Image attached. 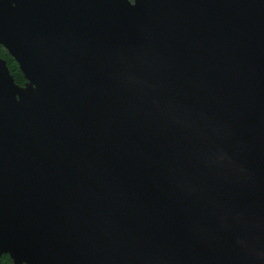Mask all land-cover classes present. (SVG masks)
Returning a JSON list of instances; mask_svg holds the SVG:
<instances>
[{
	"label": "water",
	"instance_id": "obj_1",
	"mask_svg": "<svg viewBox=\"0 0 264 264\" xmlns=\"http://www.w3.org/2000/svg\"><path fill=\"white\" fill-rule=\"evenodd\" d=\"M0 256L264 264V0H0Z\"/></svg>",
	"mask_w": 264,
	"mask_h": 264
},
{
	"label": "trees",
	"instance_id": "obj_2",
	"mask_svg": "<svg viewBox=\"0 0 264 264\" xmlns=\"http://www.w3.org/2000/svg\"><path fill=\"white\" fill-rule=\"evenodd\" d=\"M0 56L5 59L8 69L14 78V81L17 84L22 85L25 81L23 74L19 70V67L15 60L8 54V52L2 45H0ZM0 264H13V262L7 254H2L0 256Z\"/></svg>",
	"mask_w": 264,
	"mask_h": 264
}]
</instances>
